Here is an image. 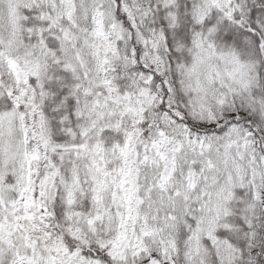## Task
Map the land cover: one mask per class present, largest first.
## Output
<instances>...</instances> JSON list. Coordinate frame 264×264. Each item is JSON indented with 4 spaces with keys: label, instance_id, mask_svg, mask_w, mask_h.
<instances>
[{
    "label": "snow or ice",
    "instance_id": "obj_1",
    "mask_svg": "<svg viewBox=\"0 0 264 264\" xmlns=\"http://www.w3.org/2000/svg\"><path fill=\"white\" fill-rule=\"evenodd\" d=\"M0 264H264V0H0Z\"/></svg>",
    "mask_w": 264,
    "mask_h": 264
}]
</instances>
